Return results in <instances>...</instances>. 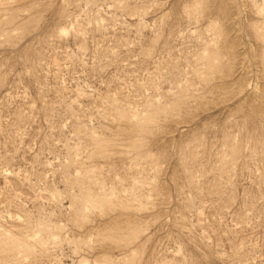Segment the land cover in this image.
<instances>
[{
  "label": "rangeland",
  "instance_id": "1",
  "mask_svg": "<svg viewBox=\"0 0 264 264\" xmlns=\"http://www.w3.org/2000/svg\"><path fill=\"white\" fill-rule=\"evenodd\" d=\"M0 264H264V0H0Z\"/></svg>",
  "mask_w": 264,
  "mask_h": 264
}]
</instances>
